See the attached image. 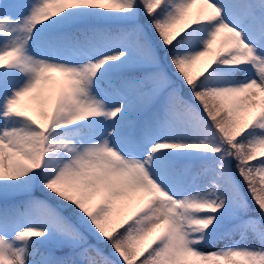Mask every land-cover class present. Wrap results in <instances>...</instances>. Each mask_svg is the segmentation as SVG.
<instances>
[{
	"label": "snow or ice",
	"instance_id": "1",
	"mask_svg": "<svg viewBox=\"0 0 264 264\" xmlns=\"http://www.w3.org/2000/svg\"><path fill=\"white\" fill-rule=\"evenodd\" d=\"M0 264H264V0H0Z\"/></svg>",
	"mask_w": 264,
	"mask_h": 264
},
{
	"label": "rangeland",
	"instance_id": "2",
	"mask_svg": "<svg viewBox=\"0 0 264 264\" xmlns=\"http://www.w3.org/2000/svg\"><path fill=\"white\" fill-rule=\"evenodd\" d=\"M3 2H7V0H3ZM203 59L201 61H198L193 68L191 69V71L193 73L197 72L198 70H200L203 67ZM52 75L56 76L59 79V74L53 73ZM20 102L22 105H24L25 110L28 111V113L30 115H32L35 119H39V116L37 115V113L34 111L33 105L31 100L29 99L28 96L25 97H21L20 98Z\"/></svg>",
	"mask_w": 264,
	"mask_h": 264
},
{
	"label": "trees",
	"instance_id": "3",
	"mask_svg": "<svg viewBox=\"0 0 264 264\" xmlns=\"http://www.w3.org/2000/svg\"><path fill=\"white\" fill-rule=\"evenodd\" d=\"M193 11H195V7L193 8ZM199 71V70H198Z\"/></svg>",
	"mask_w": 264,
	"mask_h": 264
}]
</instances>
